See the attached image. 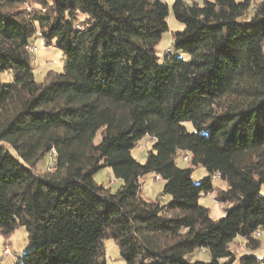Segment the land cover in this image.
Segmentation results:
<instances>
[{"label": "trees", "instance_id": "obj_1", "mask_svg": "<svg viewBox=\"0 0 264 264\" xmlns=\"http://www.w3.org/2000/svg\"><path fill=\"white\" fill-rule=\"evenodd\" d=\"M170 13L182 28L159 62ZM39 39L64 62L36 82L27 46ZM5 71L0 234L23 226L33 244L17 264H107L108 239L124 264H264L230 248L241 237L256 250L264 228V0H0ZM48 152L53 166L37 171ZM199 165L208 176L194 182ZM102 168L116 190L94 180ZM148 173L163 182L155 199L141 195ZM213 191L217 219L199 204ZM196 249L211 260L186 258Z\"/></svg>", "mask_w": 264, "mask_h": 264}, {"label": "rangeland", "instance_id": "obj_2", "mask_svg": "<svg viewBox=\"0 0 264 264\" xmlns=\"http://www.w3.org/2000/svg\"><path fill=\"white\" fill-rule=\"evenodd\" d=\"M168 3L169 6L172 4V0H164ZM198 3H202L203 0H196ZM252 2H257L258 0H251ZM86 14L79 13L77 15L78 21H83L86 18ZM168 31L164 32L162 38L156 45V52L159 57V62L163 58V52L165 49L170 48L171 42V31L179 30L182 28V25L173 19L172 14L168 16ZM184 58H187V54H183ZM64 59L61 55L59 49L54 46L40 48L34 54L32 60V68L34 79L36 82H41L44 79V76L47 71L54 70L56 72H62L63 70ZM12 80L11 73L5 71L0 73V81L2 83H7ZM185 126L188 130H192L190 122H185ZM100 132L96 133L94 137V142L97 143L100 140ZM152 140L148 137H142L139 139L135 146L131 149L132 157L140 163H143L146 159L148 151L151 149ZM11 154L15 155L12 149H9ZM183 153H180L176 157V164L180 167L190 166V162L184 161L182 159ZM54 164V158L51 155V152H48L44 157L36 164L37 171H44L47 168H51ZM111 172L108 168H102L96 172L93 176L94 180L105 187H108V181L110 178ZM208 176L206 169L199 165L194 167L192 171V179L194 182H199L203 178ZM214 188H224L225 182L219 178H213ZM120 182L116 180L113 185H110L111 190L114 191L119 187ZM162 181L153 177L151 173L146 174L142 177L140 181L141 185V194L144 198L155 199L162 188ZM215 191L211 193L204 194L199 199V204L209 208V215L212 219H217L224 215V210L222 205L214 199ZM260 245L256 250L248 251L244 246L243 239L241 237L235 238L230 243V248L236 253L238 258L242 254H247V252H253L257 256L264 255V228L260 230V235L258 236ZM105 250H106V262L107 264H124L123 259L119 255L118 247L116 243L111 240H105ZM33 244L30 243L27 239L26 230L23 226H17L15 230L10 233L8 236H3L0 234V264H17L16 259L22 254L28 252L32 248ZM190 261H204L209 262L211 260L210 254L207 251H202L196 249L192 253L186 256Z\"/></svg>", "mask_w": 264, "mask_h": 264}, {"label": "built area", "instance_id": "obj_3", "mask_svg": "<svg viewBox=\"0 0 264 264\" xmlns=\"http://www.w3.org/2000/svg\"><path fill=\"white\" fill-rule=\"evenodd\" d=\"M40 48H45L44 42L41 39H39L36 43H28V46H27L29 53H31L33 56H34L35 52H37ZM169 51H170V49L167 48V49H165L163 54L165 55V54L169 53ZM52 155H54V153H52ZM189 158H190L189 153H185L182 156V159L184 161H188ZM216 177L219 178V175L216 174L213 176V178H216ZM115 182H116V178L113 175H110L108 184L113 185ZM259 235H260V230L256 231L254 233L253 237H258Z\"/></svg>", "mask_w": 264, "mask_h": 264}, {"label": "crops", "instance_id": "obj_4", "mask_svg": "<svg viewBox=\"0 0 264 264\" xmlns=\"http://www.w3.org/2000/svg\"><path fill=\"white\" fill-rule=\"evenodd\" d=\"M150 1H154V0H150ZM162 1H164V0H162ZM165 2V1H164ZM172 2H173V0H172ZM167 3V2H166ZM168 4V3H167ZM185 154V153H184ZM108 170H109V168H108ZM110 171V170H109ZM152 175H153V177H155L156 179H159V180H161V178H160V176H156L155 174H153V173H151ZM141 179H142V177H141ZM116 180H118L119 182H120V184H121V181L119 180V179H116ZM162 181V180H161ZM163 183V182H162ZM119 184V185H120ZM213 186H214V184H213ZM142 189V188H141ZM142 191V190H141ZM142 193V192H141ZM142 195V194H141ZM236 238H238V237H236ZM243 239V238H242ZM243 243H244V240H243ZM249 251V250H248ZM247 253H253V252H247Z\"/></svg>", "mask_w": 264, "mask_h": 264}]
</instances>
